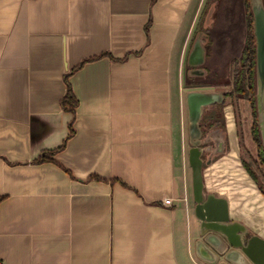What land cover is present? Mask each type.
I'll list each match as a JSON object with an SVG mask.
<instances>
[{
	"label": "crops",
	"instance_id": "0c3cea01",
	"mask_svg": "<svg viewBox=\"0 0 264 264\" xmlns=\"http://www.w3.org/2000/svg\"><path fill=\"white\" fill-rule=\"evenodd\" d=\"M206 3L0 0V264H209L195 247L183 107ZM69 74L75 112L62 103ZM228 109L230 147L205 168V190L264 239V194Z\"/></svg>",
	"mask_w": 264,
	"mask_h": 264
},
{
	"label": "water",
	"instance_id": "95a60500",
	"mask_svg": "<svg viewBox=\"0 0 264 264\" xmlns=\"http://www.w3.org/2000/svg\"><path fill=\"white\" fill-rule=\"evenodd\" d=\"M217 1H214L205 18L204 28L210 26ZM254 18L256 42V106L258 125L264 146V0H250ZM200 41V40H199ZM207 49L197 43L187 63L190 76H204L202 69ZM225 95L216 91L191 90L186 94L188 130L190 137L189 164L192 168L195 214L200 221V234L195 242L196 252L209 264H264V239L251 234L239 222L230 220L225 199L206 192L202 169L215 156L227 152L226 132L222 127L204 133L200 127L205 108L223 104ZM221 133L220 136H216ZM215 135V136H214Z\"/></svg>",
	"mask_w": 264,
	"mask_h": 264
},
{
	"label": "rangeland",
	"instance_id": "374dc122",
	"mask_svg": "<svg viewBox=\"0 0 264 264\" xmlns=\"http://www.w3.org/2000/svg\"><path fill=\"white\" fill-rule=\"evenodd\" d=\"M208 12V11H207ZM207 15V14H206ZM246 13L243 4L238 0H217L215 11L213 14L210 26L204 28L207 33L202 35V39L196 35L193 37L189 54L195 50L197 43H202L208 51V59L206 53L205 62L199 67L205 75L202 78L194 79L189 74L188 63L186 64V85L189 82H196L200 85L201 82H208L207 86H192L189 85L187 89L200 90V91H216L226 93L232 89L233 80V67L236 60L239 59L246 39ZM206 18V16H205ZM205 22V20H204ZM204 27V25H203ZM199 33V32H198ZM200 39V41H199ZM188 54V57H189ZM188 60V58H187ZM188 69V70H187ZM185 76V73H184ZM204 86V87H203ZM184 88V90H187ZM185 96V95H184ZM225 105L222 107L216 104L211 107H206L201 121L203 126L211 119L212 116H224L226 109L233 110L236 124L238 128L240 150L242 157L248 162L254 172L257 173L260 180L259 184L264 189V172L263 168L260 170L256 160L258 159V150L252 138L253 115L250 104L245 98L229 97L225 99ZM185 113L187 111L186 102L183 105ZM225 109V110H224ZM187 121V119H186ZM188 132V147L190 144L188 123L186 122ZM234 128V127H233ZM235 129V128H234ZM226 131H233L231 125L227 126ZM228 134V133H227ZM235 135V130H234ZM228 146L230 143L228 141ZM190 148V147H189ZM188 156V154H187ZM217 156H215L216 158ZM188 162V161H187ZM209 164H204L202 174ZM188 186L189 189L193 188L192 169L188 165ZM259 187V186H258ZM260 189V188H259ZM262 192V191H261ZM263 193V192H262ZM264 194V193H263ZM193 217L195 216L192 213Z\"/></svg>",
	"mask_w": 264,
	"mask_h": 264
},
{
	"label": "trees",
	"instance_id": "16d2710c",
	"mask_svg": "<svg viewBox=\"0 0 264 264\" xmlns=\"http://www.w3.org/2000/svg\"><path fill=\"white\" fill-rule=\"evenodd\" d=\"M214 1H217V0H207L204 14L202 16L200 24L198 25L200 27L199 29L200 32L206 31L205 33H207V30L204 29L203 27L204 20H205L207 11L209 10L211 4ZM238 1L239 2L241 1V3L243 4L245 13H246L245 17H246L247 36L245 39V43H244V47L242 49L241 55L239 59L236 60L234 67H233L232 89L224 93V95H225V99L229 97H234V98L243 97L248 100L251 110H252L253 121H254L252 129H251L252 138L258 150V159L256 160V162L258 163V167L260 168V170L263 168L262 171L264 172V146L262 143L261 134L259 130L258 117H257V106H256V42H255V36H254V31H253L254 18H253V14L251 10L250 0H238ZM150 25H151V21H149V23L146 26L147 32H149ZM104 55L86 60L81 64V66L88 61L95 60L99 57H103ZM69 77H70V74L66 76L67 92H66V95L64 96L62 103L65 108L69 109L72 112H75V109L78 105V100L76 99V96L73 93L71 84L69 82ZM197 78H202V77H197ZM195 84H198V83L189 82V85H192V86H202V85L206 86L209 83L206 82L205 80L204 82H201L200 85H195ZM225 102L220 105L224 107ZM225 126H226L225 119H224V116L222 117V115H220V117L217 115L212 116L211 119L204 126L202 122L200 124V127L202 128L204 133H207L208 131L214 128H217V127H222L223 129H225ZM70 130L71 131H70L68 138H70L74 134L73 121L71 122ZM65 143L61 147L55 150L43 152L42 156L37 161L43 162L49 159L52 160L54 153L62 150L65 146ZM242 162L247 172L257 183L260 190L264 193V189L261 187L262 185L260 186L261 183L259 184L260 180L258 178L257 173L254 172V170L252 169V166L248 162H246L243 157H242Z\"/></svg>",
	"mask_w": 264,
	"mask_h": 264
},
{
	"label": "built area",
	"instance_id": "2783aa9c",
	"mask_svg": "<svg viewBox=\"0 0 264 264\" xmlns=\"http://www.w3.org/2000/svg\"><path fill=\"white\" fill-rule=\"evenodd\" d=\"M164 203L167 204V205H168V204H171V203H172V200H170V199H166V200L164 201Z\"/></svg>",
	"mask_w": 264,
	"mask_h": 264
},
{
	"label": "flooded vegetation",
	"instance_id": "af4514ba",
	"mask_svg": "<svg viewBox=\"0 0 264 264\" xmlns=\"http://www.w3.org/2000/svg\"><path fill=\"white\" fill-rule=\"evenodd\" d=\"M206 49H207V48H206ZM207 59H208V51H207ZM207 59H206V60H207ZM188 68L191 69L189 66H188ZM201 68H202V67H201ZM201 68H200V67H196V68H194V69L197 70V69H201ZM199 77H202V76H199Z\"/></svg>",
	"mask_w": 264,
	"mask_h": 264
}]
</instances>
